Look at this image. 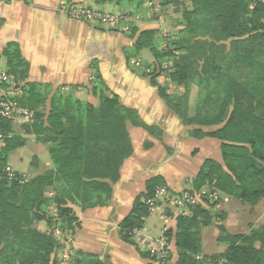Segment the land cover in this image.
Listing matches in <instances>:
<instances>
[{
  "label": "trees",
  "instance_id": "trees-1",
  "mask_svg": "<svg viewBox=\"0 0 264 264\" xmlns=\"http://www.w3.org/2000/svg\"><path fill=\"white\" fill-rule=\"evenodd\" d=\"M112 2L135 4L137 12L144 1ZM186 2L172 1L182 12L176 35L165 39L157 37L154 30L140 32L132 53L126 52L127 64L130 67L129 61L143 50H149L159 66L162 61L170 62L169 68L161 69L164 79L182 87L183 92L168 94L166 86H159L154 77L151 82L158 96L183 126L195 128L191 132L194 137L220 142L223 165L204 161L192 181V191L206 187L217 191L218 198L228 196L254 206L264 200V0ZM169 3L161 0L163 7ZM2 23L0 19V26ZM129 25L130 34L135 35L136 28ZM161 40L166 48L160 47ZM1 55L8 77L3 89H20L19 95L6 98L32 111L34 121L0 122L5 137L0 150V264H56L54 255L61 245L54 231L72 236L78 227L68 205L86 210L109 204L111 186L133 152L127 124L149 133L155 129L145 125L136 111L121 105L99 75L91 84V93L98 100L94 107L75 97V89L51 95L48 86L28 83V64L16 44H7ZM15 126L47 148L50 170L33 178L16 172H11L13 177L8 175L9 153L24 143L14 137ZM161 186V179L149 180L145 192L133 201L131 212L118 226L124 243L137 248L131 231L143 228L149 217L144 202ZM220 198L207 208L200 204L188 207V216L174 217L175 228L165 233L167 241H173L174 264H264V223L251 226L248 234H230L221 227L216 241L225 246L224 251L202 256V229L213 219L222 220L214 207ZM209 208L215 210L213 215ZM49 209H55V216ZM40 223L46 225L47 232L38 229ZM138 251L142 258H152L150 253ZM76 259L73 264H102L93 255Z\"/></svg>",
  "mask_w": 264,
  "mask_h": 264
},
{
  "label": "crops",
  "instance_id": "crops-1",
  "mask_svg": "<svg viewBox=\"0 0 264 264\" xmlns=\"http://www.w3.org/2000/svg\"><path fill=\"white\" fill-rule=\"evenodd\" d=\"M112 1L0 0L3 21L0 64L5 62L1 55L3 48L9 43L16 44L21 58L28 64L27 82L48 86L51 95L56 91L67 94L75 89V94L85 98L87 94L92 95L89 87L99 75L121 105L136 111L145 125L155 129L149 133L127 124L133 152L123 162L118 181L111 186L107 206L82 210L68 205L78 225L72 235L76 260H80L81 255H93L102 264H147L136 247L120 239V222L129 215L133 201L145 192L146 183L151 179L159 178L165 187L176 191L192 189V181L204 161L221 162L220 142L194 137L191 132L195 128L181 124L158 96L151 79L141 70L133 71L128 66L126 52L132 53L140 32L153 30L149 22L139 26L140 31L135 35L122 34L72 19L60 8L63 3L86 5L117 14L121 13L120 6L132 5H117ZM145 53L141 51L137 59L149 63ZM201 130L208 132L209 129ZM13 132L14 137L24 140L23 145L8 156V164L16 173L33 178L52 168L45 146L19 126H15ZM155 215H149L146 221L155 219ZM42 225L39 224L38 229ZM169 226L174 229L175 222H170Z\"/></svg>",
  "mask_w": 264,
  "mask_h": 264
},
{
  "label": "rangeland",
  "instance_id": "rangeland-1",
  "mask_svg": "<svg viewBox=\"0 0 264 264\" xmlns=\"http://www.w3.org/2000/svg\"><path fill=\"white\" fill-rule=\"evenodd\" d=\"M143 5L140 10L137 12L135 11L136 5L132 4L131 7L126 8L124 6H120L121 13H110V12H101L105 15H109L114 20L117 19V24L112 25H105L101 26L97 23H88L96 27L101 28H107L110 30H115L116 32L122 33V34H129V24H132L133 27L136 28V31H140L141 25L146 24L145 22H149V27H152L154 31L157 33V37L161 38H171L176 35L178 32V27L176 25L177 21L181 18V8H176L175 4L172 3L173 0H170V3L167 6H161V0H143ZM181 4L187 3L186 0H178ZM134 3V2H133ZM177 9V10H176ZM98 11V10H96ZM120 21V23H119ZM122 23V24H121ZM137 34V33H136ZM160 40V38H159ZM161 48H166V42L159 43ZM145 56L146 60L150 61L149 63L141 62L139 59L132 58L130 63L131 70H141L147 78L152 79L155 77V81L158 83L159 86H166L167 93L170 95H180L183 92L182 87H174L173 85L169 84V81L164 79V74L161 69H166L171 66L170 62L162 61V65L159 66L155 63L152 54L149 50H145ZM145 59V58H144ZM149 66V67H146ZM153 68H152V67ZM0 68H5V62H1ZM91 88V87H89ZM193 97L196 93V90L193 89ZM74 96L80 99L84 103H89L94 107L98 106V100L95 97H92V95H86L85 98H81L79 95L74 93ZM80 97V98H79ZM89 99V100H87ZM89 101V102H88ZM15 123V122H13ZM210 130V129H209ZM208 130V131H209ZM220 151V149H219ZM221 154V152H220ZM222 164V160L220 162ZM258 163V162H257ZM9 165V164H8ZM223 165V164H222ZM9 170L13 173L15 172L11 166H9ZM27 176V175H23ZM29 178V176H27ZM166 189L168 193L163 194L158 199V204L153 210L151 215H155V219H148L147 221L143 222V231L140 232V235L142 236V239L140 237L135 238L134 242L137 245V249L145 252H152L156 253L154 256L151 255L150 260H146L147 264H166L164 258L161 256L162 249H164V245L166 244L167 240L163 238L162 235L163 229L169 230L170 222H175L174 217L180 212H182V209L177 207L176 203L179 202L180 196L186 193L187 191H191L192 189H186V190H180L176 191L169 187L161 186ZM179 197V199H177ZM220 198V197H219ZM218 198V199H219ZM211 200V199H210ZM214 204V201H209L205 203L204 201H201L202 206H207L209 204ZM215 210L220 212L219 215L222 218V220L214 221L210 223L209 226L202 229L201 232V239H202V256H217L220 255L224 249L225 246L222 244L217 243V237L220 235V228L224 227L226 231L230 234H248L250 227H259L260 225H263L264 223V200L259 201L256 205L250 206L248 204L242 203L237 198L221 196L219 202L214 205ZM214 209L209 208L210 213L214 214ZM50 214H53L55 216V209H49L48 210ZM150 216L148 218H150ZM41 224V223H40ZM44 224V223H43ZM45 225V224H44ZM41 226L39 228L40 231L47 232L48 229L45 225ZM38 227V226H37ZM45 228L44 230L42 228ZM60 232V236L64 232H61L59 229H56L54 233ZM58 234V233H57ZM56 236V235H55ZM163 236V237H162ZM58 239V237L56 236ZM59 240V239H58ZM169 253L171 255L169 264H174V260L176 258L174 247H173V241L169 242ZM73 236H70V258L68 264H73V259L76 256L73 248ZM61 245V244H60ZM167 245V244H166ZM62 248L58 249L54 255V259L56 261V264H64L60 253V250ZM201 257L199 256L198 259Z\"/></svg>",
  "mask_w": 264,
  "mask_h": 264
},
{
  "label": "built area",
  "instance_id": "built-area-1",
  "mask_svg": "<svg viewBox=\"0 0 264 264\" xmlns=\"http://www.w3.org/2000/svg\"><path fill=\"white\" fill-rule=\"evenodd\" d=\"M61 10L66 12V14L75 20L84 21L87 23H97L98 25L105 26V25H112L117 24L118 20L113 19L109 15H105L101 13L100 11H96L93 8L89 6H72L68 5L66 3L61 4ZM8 82V77L6 75L5 69H0V122L2 120H8L12 121L18 124H30L34 121V113L32 111H29L25 108L18 107L15 103L10 102L7 100V96H17L20 94V89L13 88L12 86L9 87L7 90L3 89V85ZM5 137L0 132V150L5 146ZM8 175L10 177H13L10 170H8ZM165 193H168L164 187H156L153 191L152 197H150L148 200H146L144 203L147 206V211L150 215V213L153 212L155 207L158 204V199ZM208 198L209 201H217L218 200V192L212 189L208 188H202L199 191H187L184 193V196L181 195L179 202H177L176 206L182 209V212L178 213L177 215L182 216H188L190 215L189 211L187 210L188 207L194 206L196 204H201V201L203 202L204 199ZM211 199V200H210ZM145 222V220H144ZM143 231L142 229H134L131 231V236L135 239L140 237L142 239V236L140 235V232ZM167 232V229H163V238L166 239L165 233ZM58 233V234H57ZM55 233V235L58 237L59 242L61 244V250L60 255L64 262V264L69 263L70 258V235L68 233H64L61 236L59 235L60 232ZM167 240V239H166ZM167 244V245H166ZM164 245V249H162L161 256L166 261L168 256L170 255L169 247L170 243L167 241ZM151 255L154 253L150 252ZM156 254V253H155ZM154 254V255H155ZM153 255V256H154Z\"/></svg>",
  "mask_w": 264,
  "mask_h": 264
}]
</instances>
